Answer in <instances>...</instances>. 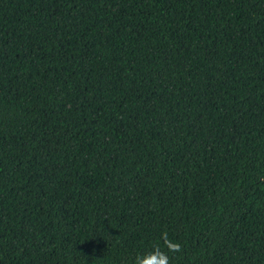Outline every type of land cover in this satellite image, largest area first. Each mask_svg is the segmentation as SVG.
I'll list each match as a JSON object with an SVG mask.
<instances>
[{
	"label": "trees",
	"instance_id": "obj_1",
	"mask_svg": "<svg viewBox=\"0 0 264 264\" xmlns=\"http://www.w3.org/2000/svg\"><path fill=\"white\" fill-rule=\"evenodd\" d=\"M154 252L264 264V0H0V264Z\"/></svg>",
	"mask_w": 264,
	"mask_h": 264
},
{
	"label": "clouds",
	"instance_id": "obj_2",
	"mask_svg": "<svg viewBox=\"0 0 264 264\" xmlns=\"http://www.w3.org/2000/svg\"><path fill=\"white\" fill-rule=\"evenodd\" d=\"M170 251L179 252L181 246L178 243L167 245ZM140 264H169L168 256L163 252H154L150 254L146 259L140 261Z\"/></svg>",
	"mask_w": 264,
	"mask_h": 264
}]
</instances>
